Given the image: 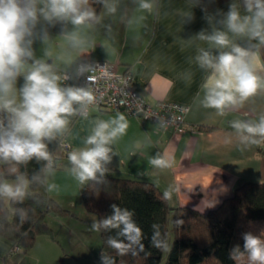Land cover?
I'll use <instances>...</instances> for the list:
<instances>
[{
	"label": "clouds",
	"instance_id": "9594fccd",
	"mask_svg": "<svg viewBox=\"0 0 264 264\" xmlns=\"http://www.w3.org/2000/svg\"><path fill=\"white\" fill-rule=\"evenodd\" d=\"M93 2L101 4L108 15L117 12L118 0H0V201L22 205L33 197L34 186L47 193L58 190L51 180L57 162L49 146L69 134L75 118H89L96 97L90 87L67 83V76L50 61L48 50L38 57L34 44L47 45L49 27L60 25L71 50L91 46L94 37L85 29L103 19ZM200 3L187 0L183 22L194 19L192 10ZM154 7V0H138L139 10L151 13ZM201 11L208 28L186 42L196 45L189 63L204 74L196 102L224 116L264 94V0H230L226 12H209L207 7ZM181 78L189 82L191 70ZM229 125L245 147L264 142V114L255 120H231ZM128 126V118L120 112L109 119H92L82 146L67 154L64 171L82 186L103 183L108 166L118 155L114 145ZM33 161L43 162V166L29 175L25 169ZM148 163L155 169H168L174 160L157 152ZM164 197L170 199L171 190ZM111 208V215L94 220L90 230L115 231V236L107 238V246L120 255H138L144 249L143 232L134 213L115 204ZM13 212L21 221L28 218L26 208L15 207ZM175 223L179 226L183 221ZM153 230V246L166 249L159 226L153 225ZM242 238L243 250L235 246L232 258L264 264V233L246 232ZM100 262L115 264L105 251Z\"/></svg>",
	"mask_w": 264,
	"mask_h": 264
},
{
	"label": "crops",
	"instance_id": "0c3cea01",
	"mask_svg": "<svg viewBox=\"0 0 264 264\" xmlns=\"http://www.w3.org/2000/svg\"><path fill=\"white\" fill-rule=\"evenodd\" d=\"M229 3L230 0L208 11L226 12ZM154 4L151 13L139 10L138 0H118L114 15L106 14L102 7V22L85 29L91 32L94 42L82 50L69 48L60 25L49 27L47 45L37 41L34 48L38 57L47 49L50 61L63 74L75 73L78 62L83 59L106 61L118 72L132 70L135 86L148 102L165 100L188 106L186 130L181 134L143 123L126 111L93 109L88 119L75 118L69 134L61 141L70 146V152L82 146L92 119H109L117 112L123 113L129 126L114 145L118 155L113 157L106 175L152 182L163 193L171 190L168 202L172 207L188 206L207 212L230 197L236 185L264 181L258 174L264 164V142L245 147L229 125L231 120H255L264 114V94L251 98L241 108L228 111L224 116L199 106L196 97L204 74L189 63L196 45L186 42L202 28H208L204 13L200 7H195L192 10L194 19L183 22L187 0H154ZM261 68L264 69V65ZM188 70L192 78L185 82L181 74ZM201 126L214 128L198 129ZM157 152L171 157L173 167L153 168L148 161ZM66 164L67 156L51 178L58 190L48 194L54 199L65 196L81 202L84 186L64 171ZM254 169L258 178H251ZM12 249V244L0 236V264H8L9 258L20 254Z\"/></svg>",
	"mask_w": 264,
	"mask_h": 264
},
{
	"label": "trees",
	"instance_id": "16d2710c",
	"mask_svg": "<svg viewBox=\"0 0 264 264\" xmlns=\"http://www.w3.org/2000/svg\"><path fill=\"white\" fill-rule=\"evenodd\" d=\"M228 1L201 0L199 7L210 10ZM93 7L100 14L103 6L93 2ZM213 128L198 127L201 130ZM61 143L57 141L49 146L57 168L69 153L64 151ZM42 166L43 162L33 161L25 170L31 175ZM81 199L86 210L95 214L97 219L111 215L113 204L134 213L133 219L143 232L144 249L138 255H120L107 246V238L115 236V231L100 233L99 255L105 251L114 258L115 264H246L244 258H232V250L237 245L243 250L242 237L248 232L250 223L264 222V181L240 184L230 197L207 212L188 206L172 207L152 182L109 175L105 176L103 183L84 186ZM15 207L28 209V218L21 221L13 212ZM65 211L43 188L34 186L33 197L22 205L9 203L7 206L5 201H0V236L12 247L18 246V253L26 254L38 236L53 238V230L46 221L48 214L58 216ZM178 220L183 221L179 226L175 223ZM153 225L159 226L166 239L167 248L164 250L153 246Z\"/></svg>",
	"mask_w": 264,
	"mask_h": 264
},
{
	"label": "built area",
	"instance_id": "2783aa9c",
	"mask_svg": "<svg viewBox=\"0 0 264 264\" xmlns=\"http://www.w3.org/2000/svg\"><path fill=\"white\" fill-rule=\"evenodd\" d=\"M64 74L68 78L67 83L93 90L96 102L91 105L89 114L93 109L126 111L139 117L143 123H152L158 128L159 124L166 125V128L160 129H171L179 134L186 130L188 106L165 100L148 102L137 90L132 70L118 72L109 62L83 59L78 62L75 73ZM61 144L65 152L70 150L66 142ZM12 250L18 252L20 248L15 246Z\"/></svg>",
	"mask_w": 264,
	"mask_h": 264
},
{
	"label": "rangeland",
	"instance_id": "374dc122",
	"mask_svg": "<svg viewBox=\"0 0 264 264\" xmlns=\"http://www.w3.org/2000/svg\"><path fill=\"white\" fill-rule=\"evenodd\" d=\"M258 174L259 177H264V164ZM257 176L254 169L251 178H258ZM54 200L66 211L58 216L48 214L46 218L48 225L53 230V238L46 235L38 236L33 248L28 253L20 252L19 255L9 258L8 264H101L100 232L90 230V225L97 219V216L86 210L82 199L79 202L76 198L64 196ZM5 203L9 206L8 202ZM171 220L170 216L169 228ZM247 231L261 235L264 233V222L250 223L247 226ZM169 238L171 239V232Z\"/></svg>",
	"mask_w": 264,
	"mask_h": 264
}]
</instances>
